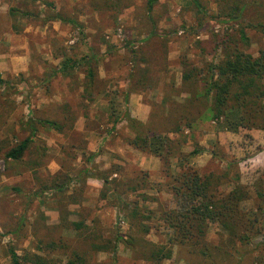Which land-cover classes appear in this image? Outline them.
<instances>
[{"label": "rangeland", "instance_id": "obj_1", "mask_svg": "<svg viewBox=\"0 0 264 264\" xmlns=\"http://www.w3.org/2000/svg\"><path fill=\"white\" fill-rule=\"evenodd\" d=\"M45 2L67 23L42 24L47 14ZM146 2L132 0L133 7L115 15L109 10H95L91 0H0V75L18 84L9 95L0 90V264H11L9 249L19 256L25 252L44 256L45 245L60 239L67 240L70 248L87 252L88 264H153L133 259L132 252L121 244L115 256L109 248L104 252L91 249L84 235L77 238L75 231L59 227L61 214H67L66 220H84L103 239L112 240L117 233L127 236L132 233L131 224L119 199L129 211L136 206L145 211L148 218L144 223L151 227L146 240L169 243L172 231L160 220L158 210L177 207L179 201L167 190L171 179L163 173V162L125 143V139L135 137V129L126 120L115 128L113 124L128 113L146 127L165 130V126L161 128L165 119L156 118L158 112L161 115L165 110L168 115L173 104H183L189 97L181 88V60L187 59L198 69L218 63L225 57V36L235 32L214 21L223 15L219 17L214 0H158L151 11H147ZM241 3L245 8L240 26L264 21V0ZM11 8L38 17L13 19ZM244 31L249 45L239 42L238 47L257 57L264 36L251 28ZM92 54L97 56V63H93L94 99L89 103L81 99L84 68L63 74L60 67L66 58L78 61ZM145 70L150 81L142 83ZM200 87L197 90L202 95ZM133 94L137 97L132 99ZM63 111L68 112V118H63ZM76 115L72 127L67 128ZM31 118L56 120L65 129L59 133L36 124L33 132L27 126ZM78 127L82 133L76 131ZM32 134L21 160L5 157L9 149ZM162 137L170 139L169 165L175 177L187 171L219 174L232 164L233 182L223 185L221 191L229 192L236 181L246 186L249 200L243 202L242 209L251 216L258 215L257 227L264 234V203L255 190L262 186L264 195L263 130L242 128L240 112H229L217 121L207 111L190 128ZM195 147L203 152L189 156ZM138 171L147 173L149 187L129 192L126 185ZM95 175H105L122 185L117 187L119 199L112 193L103 195L104 186ZM142 194L156 201L144 202L139 197ZM258 205L262 213L257 212ZM223 237L226 233L217 224H209L208 242L217 244ZM260 240L261 236L254 239L248 249ZM240 250L243 263L248 264L247 248ZM47 251L54 264L67 263L66 251ZM161 264L198 261L185 248L174 246L172 258Z\"/></svg>", "mask_w": 264, "mask_h": 264}, {"label": "trees", "instance_id": "obj_2", "mask_svg": "<svg viewBox=\"0 0 264 264\" xmlns=\"http://www.w3.org/2000/svg\"><path fill=\"white\" fill-rule=\"evenodd\" d=\"M28 1L36 2V0ZM157 1L147 0V11H151ZM214 2L218 7L219 17L223 14L221 18H214V21L229 26L235 33L225 36L222 43L225 48V57L218 63H207L204 69H198L187 59L181 60V88L182 92L187 93L189 97L183 104H173L168 115L164 113L165 110H162L163 118L162 114L160 115L158 112L156 118L165 119L161 128L165 126L166 129L158 131L156 128L146 127L147 124L132 119L128 113H125L122 119H117L113 124V128H115L120 122L126 120L128 125L135 129V137L125 139V143L137 151L154 154L158 157L163 162V173L171 179L166 187L175 201H179V205L158 210L160 220L167 229L172 231L169 243L161 245L146 240L145 237L149 234L151 227L144 223L148 218L144 216L145 211L140 210L138 206L129 211L128 205L118 198L117 187L122 185L115 184L105 175H95L104 186L103 195L106 193L116 195L119 199V206L127 209V218L130 221L132 233L127 236L117 233L112 240L103 239L96 235L98 231L87 227L84 220L70 222L64 217L65 215L67 218V214H61L59 227L75 231L77 238L84 235V241L89 243L91 249L97 248L104 252L109 248L115 256L116 247L121 244L132 252L133 259L161 264L172 258L174 246H180L185 248L188 255L195 257L198 264H244L240 249L247 248L245 254L250 258L248 264H264V234H261L257 227L259 217L258 215L251 216L242 209L243 202L249 200L247 187L236 181L229 192L221 191L223 185L233 182L230 170L232 164L228 165L226 172L219 174L200 175L197 172L187 171L175 177L171 174L169 165L170 139L162 137V134H177L183 127L190 128L207 111L212 119L217 121L229 112H240L242 128L264 131V45L259 49L257 57H253L246 50H241L238 47L239 42L244 46L249 45L245 28H251L264 36V21L248 23L242 27L240 24L243 21L245 6L241 0H214ZM92 3L95 10H109L115 15L133 7L132 0H91ZM42 4L47 11L45 18L41 20L42 24L55 21L67 23V20L51 4L48 2ZM9 15L13 19L18 17L25 20L38 17L30 11L13 8L9 10ZM235 26H237L236 30ZM93 63H97V56L94 54L87 59L78 61L66 58L60 67V73L63 74L73 72L79 67L84 68L81 99L89 103L94 99L95 71ZM148 73V70L144 71L140 82L150 81ZM17 86L18 84L6 81L0 75L2 94L9 95L8 93H11ZM199 86L202 88V95L197 90ZM8 114L4 115L3 113L2 116H8ZM68 116V112L63 111V118L66 119ZM76 118L77 115L71 118V125L66 127L71 128ZM153 120L156 121L154 118ZM27 122V126L33 132L36 130V124L59 133L65 129V125L56 120L31 118ZM32 138L33 134L16 147L9 149L5 157L13 161L21 160L28 150ZM202 152V149L195 147L189 156ZM211 154L216 156L214 151ZM95 156L96 154L92 155L91 160ZM181 157L185 158L184 155H180ZM147 176V173L138 171L136 177L132 181L129 180L126 189L129 192L147 189L149 187ZM261 189L262 186L255 187L259 200L264 203ZM139 197L144 202L156 201L144 194ZM181 203L184 206H180ZM257 212H263L261 205H258ZM209 224H217L226 233V237H223L217 244L206 240ZM259 236H261V240L254 245L253 249H248L252 248L250 247L252 241ZM66 242L67 240L60 239L59 242L47 243L44 256L27 252L19 256L13 249H9L11 264H54V260L49 258L50 253H46L48 249L53 252L57 249L66 251L65 255L68 258L66 264H88L87 252L76 246L70 248ZM42 244L39 241V245L42 246ZM69 248L70 250H68ZM89 251L93 252L94 250Z\"/></svg>", "mask_w": 264, "mask_h": 264}, {"label": "crops", "instance_id": "obj_3", "mask_svg": "<svg viewBox=\"0 0 264 264\" xmlns=\"http://www.w3.org/2000/svg\"><path fill=\"white\" fill-rule=\"evenodd\" d=\"M15 37H16V36H15ZM25 43H26V41H25ZM8 57H9V56H8ZM10 58L12 59L13 57H10ZM136 97H137V95H134V94H133L130 98L133 99V98H136ZM132 99H131V100H132ZM81 127H82V126H81ZM81 127H78V128L76 129V131L79 132V133H82V128H81Z\"/></svg>", "mask_w": 264, "mask_h": 264}]
</instances>
